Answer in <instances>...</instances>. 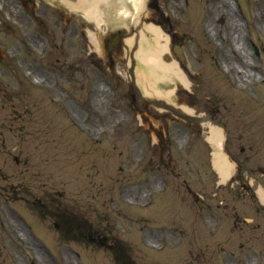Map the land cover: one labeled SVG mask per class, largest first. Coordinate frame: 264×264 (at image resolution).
<instances>
[{
	"label": "rangeland",
	"instance_id": "obj_1",
	"mask_svg": "<svg viewBox=\"0 0 264 264\" xmlns=\"http://www.w3.org/2000/svg\"><path fill=\"white\" fill-rule=\"evenodd\" d=\"M19 1L0 0V264H264V0H146L137 25L102 24L123 32L119 78L103 71L113 87L78 0ZM151 20L165 62H179L165 33L183 48L174 102L136 81L130 55ZM237 43L252 80L236 71ZM211 123L225 130L226 179ZM67 217L112 247L74 236Z\"/></svg>",
	"mask_w": 264,
	"mask_h": 264
},
{
	"label": "bare ground",
	"instance_id": "obj_2",
	"mask_svg": "<svg viewBox=\"0 0 264 264\" xmlns=\"http://www.w3.org/2000/svg\"><path fill=\"white\" fill-rule=\"evenodd\" d=\"M72 6L74 10H81L88 19L94 20L97 26H101L102 24L109 25L112 22L118 21L125 23V21L130 19L134 24H137L141 21L146 11V0H78ZM146 29L148 33L141 32L139 47L133 54L136 62V81L145 94H149L157 99H164L169 103L174 102V89L167 88L168 84L173 85L178 80L185 82L187 81L186 77L176 66L177 63L175 61L167 63L163 60L162 30L154 24L146 25ZM94 34L93 36L90 35V38L99 50L104 43L103 37L99 32ZM234 39L237 42L239 34H236ZM127 42L129 45L134 43L132 38L127 40ZM238 46L237 49L239 51L236 50V52L240 61L237 63L236 71L240 77L245 76L252 80L254 73L250 71L251 63L241 56L244 46L240 44ZM208 126L209 131L206 140L211 147L212 164L219 173V176L222 179H226L231 172L232 162L224 150L225 130L215 124H208ZM258 191L261 193L260 196L263 197V188L260 187Z\"/></svg>",
	"mask_w": 264,
	"mask_h": 264
},
{
	"label": "flooded vegetation",
	"instance_id": "obj_3",
	"mask_svg": "<svg viewBox=\"0 0 264 264\" xmlns=\"http://www.w3.org/2000/svg\"><path fill=\"white\" fill-rule=\"evenodd\" d=\"M117 44H118V41L116 42V46H117Z\"/></svg>",
	"mask_w": 264,
	"mask_h": 264
}]
</instances>
